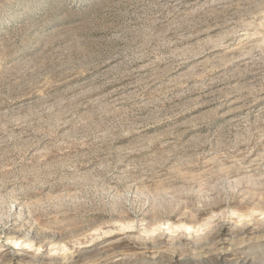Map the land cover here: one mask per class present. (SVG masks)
Wrapping results in <instances>:
<instances>
[{
	"label": "rangeland",
	"instance_id": "obj_1",
	"mask_svg": "<svg viewBox=\"0 0 264 264\" xmlns=\"http://www.w3.org/2000/svg\"><path fill=\"white\" fill-rule=\"evenodd\" d=\"M263 97L264 0H0V264H264Z\"/></svg>",
	"mask_w": 264,
	"mask_h": 264
},
{
	"label": "bare ground",
	"instance_id": "obj_2",
	"mask_svg": "<svg viewBox=\"0 0 264 264\" xmlns=\"http://www.w3.org/2000/svg\"><path fill=\"white\" fill-rule=\"evenodd\" d=\"M260 101H264V97L263 98H260ZM244 262V261H243Z\"/></svg>",
	"mask_w": 264,
	"mask_h": 264
}]
</instances>
